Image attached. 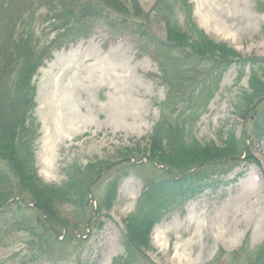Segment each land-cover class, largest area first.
Listing matches in <instances>:
<instances>
[{
    "label": "trees",
    "instance_id": "16d2710c",
    "mask_svg": "<svg viewBox=\"0 0 264 264\" xmlns=\"http://www.w3.org/2000/svg\"><path fill=\"white\" fill-rule=\"evenodd\" d=\"M253 6L264 12V0ZM191 8L188 0H153L148 10L139 0H0V249L20 238L26 262L75 257L82 264L90 232L109 218L120 181L134 175L141 190L122 219L121 252L110 264H157L149 255L155 224L206 188L219 187L234 168L258 165L249 141L264 134V56H242L215 41L192 21ZM154 24L164 27L163 38ZM98 27L109 41L130 39L137 57L157 65L149 76L165 88L158 118L143 146L72 163L62 182H46L34 161V77L54 52L90 38ZM232 65L237 81L249 70L234 104L248 129L202 141L194 126ZM204 264H264V237L254 248L248 237L231 251L219 248Z\"/></svg>",
    "mask_w": 264,
    "mask_h": 264
},
{
    "label": "rangeland",
    "instance_id": "374dc122",
    "mask_svg": "<svg viewBox=\"0 0 264 264\" xmlns=\"http://www.w3.org/2000/svg\"><path fill=\"white\" fill-rule=\"evenodd\" d=\"M148 10L153 0H139ZM196 26L215 41L227 43L242 56H264V12L253 0H188ZM182 23V15L178 14ZM163 38L164 27L153 25ZM232 65L221 77L218 90L198 118L194 132L202 141H218L219 131L240 135L248 123L234 108L236 94L247 87L248 68L237 81ZM149 73L157 65L148 56L137 57L128 39L109 41L104 27L86 40L53 53L34 77L38 124L34 161L38 176L60 183L64 169L84 165L93 158L115 157L116 151L140 147L159 115L165 88ZM257 164L241 165L224 176L217 188H206L155 224L149 253L157 264H204L217 250L235 249L248 237L250 248L264 237V134L249 141ZM141 190L134 175L124 177L116 199L99 230L90 232L79 255L82 264H110L121 252L122 219L133 210ZM102 192V185L95 189ZM24 244L18 238L0 249L2 264H77L75 257L52 262H26Z\"/></svg>",
    "mask_w": 264,
    "mask_h": 264
}]
</instances>
